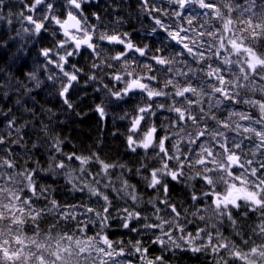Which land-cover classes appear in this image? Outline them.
I'll return each mask as SVG.
<instances>
[{
	"label": "clouds",
	"instance_id": "1",
	"mask_svg": "<svg viewBox=\"0 0 264 264\" xmlns=\"http://www.w3.org/2000/svg\"><path fill=\"white\" fill-rule=\"evenodd\" d=\"M42 2L44 11L37 20L48 24L42 29L46 35L42 30L25 31L33 33L43 63L34 58L37 66L26 77L31 86L19 81L15 89L21 100L27 98L32 104L24 109L30 119L14 129L7 124V136H14L11 144L19 145L22 155L7 149L0 154V209H4L0 244L9 240L11 250L16 251L20 246L15 237L20 236L35 243L21 253L18 264H25L23 257L29 251L32 255L26 264H38V254L45 257L46 264H61L53 255L56 241L68 233L80 239L90 226L88 236L116 235L111 239L113 255L104 256L96 250L101 245L96 244L86 257L73 254L72 264H109L110 259L116 264H241L234 255L237 249L252 264H264V258L253 257L250 251L252 247L264 249L260 227L264 225V206L241 199L235 209L240 213L237 216L229 215L231 206L216 209L208 199L212 193L227 194L233 183L228 170L235 165L227 160L232 153L244 165L233 175L243 178L248 190L264 179L258 168L249 176L252 168L264 161V109L260 108L264 103V67L253 73L245 55L228 44L243 39L247 46L259 49L264 38L259 35L264 27V0H218V14L189 15L185 19L195 22L191 25L176 11L156 8L151 0H141L131 13L121 0H104L103 4L79 0L82 6L88 5L87 14L83 7L74 9L72 0H60L59 4L51 0V5L48 0ZM188 2L199 6L204 0ZM167 3L171 6L175 0ZM156 9L169 22L155 23L149 34L167 29V39L156 36L154 47L142 40L137 43L133 32L140 30L137 25L144 27L143 15L153 16ZM68 12L80 19V30L73 35L78 39L90 35L93 48L76 47L51 22L50 15L63 19ZM229 20L230 31L225 28ZM256 24L261 27L256 28L258 36L253 40L251 28ZM180 27L191 29L189 42L198 51H186L169 35ZM201 28L202 37L198 34ZM113 36L132 44L133 49L118 47V41L109 40ZM45 50L48 56L42 54ZM154 57L165 64H157ZM130 78H151L147 91L160 95L149 97L140 90L125 93ZM221 78L225 83H219ZM230 84L235 93L229 94L231 103L217 91L227 90ZM185 88L191 92L176 95ZM34 89L42 93L44 104L36 100ZM65 89L67 98L62 95ZM10 121L17 124L15 118ZM0 139L5 141V135L0 134ZM225 143L230 146L227 151L223 150ZM38 155L43 160L37 159ZM201 160L209 163L201 164ZM29 162L34 167L30 168ZM205 176L211 185L204 182ZM31 185H38L35 193L30 191ZM9 195L33 201L27 207L44 215L33 222L25 212L24 222L14 224L8 218ZM16 203L14 199L11 206ZM244 207L257 219L246 215ZM62 211H68L70 218L59 219ZM83 221L87 223L82 229ZM132 223L135 228L125 227ZM40 244L48 248L41 250ZM222 244L228 247H218ZM121 247L132 260L115 255ZM0 264L8 261L0 258Z\"/></svg>",
	"mask_w": 264,
	"mask_h": 264
},
{
	"label": "snow or ice",
	"instance_id": "2",
	"mask_svg": "<svg viewBox=\"0 0 264 264\" xmlns=\"http://www.w3.org/2000/svg\"><path fill=\"white\" fill-rule=\"evenodd\" d=\"M145 3L148 2V0H144ZM48 4L51 5V0H48ZM33 5H43L44 3L42 0H32V6L29 8L30 12L36 11L37 7H33ZM72 5L74 9H81L82 5L79 2V0H72ZM174 5L178 6V10H176L177 16L184 22L189 25L195 23L194 21L188 19L186 20L185 17H188L184 14V11L189 6H194L193 7V14L196 15L199 13L200 15L207 14L209 17H212L214 14H218L219 9H218V0H204L199 6L196 4H189L188 0H175ZM6 6L5 0H0V12L3 11V8ZM156 11H160V9H156ZM27 21L33 25V30L36 33H39L42 29L46 28L45 23H42L41 21H37L36 19H33L32 15H28L26 17ZM50 20L51 22L55 23L57 26H59L60 29H62L63 34L68 37L76 47L80 46H86L88 48H93L94 45L92 44V37L89 35L85 39H78L76 35H73V32H79L80 30V19L78 15H74L73 12H68L66 17L63 19L51 16L50 15ZM156 24H161L162 20L161 19H155ZM203 22H201L202 24ZM252 22L249 21V24ZM231 24V21H227L225 23V28L228 29V25ZM257 27H261L259 24L254 25L251 28V38L255 40L258 36V33L256 31ZM211 30V29H209ZM230 31V29H228ZM167 31V29H165ZM191 29L189 28L188 31H186L183 27L177 28L174 32H170L169 35L172 37L174 41L177 43L181 44L183 49H185L188 52H195L198 51L193 43L189 42V32ZM201 37L203 36V28L200 29L198 33ZM234 35V33H232ZM261 37H264V27L261 28V33L259 34ZM110 41H118V43L123 46L124 48L128 49H133V45L128 43L125 44L124 41L119 40L117 37H109ZM207 43V41H205ZM224 41L221 39L220 44L223 46ZM229 46L235 50L238 53H243L245 55V59L247 61L248 68L255 73L258 69V67H264V38L261 39L260 47L257 50L256 46H247L244 42L243 39L237 40V39H232L228 42ZM135 51L137 53H140L141 55L144 54V50L140 48H135ZM44 56H48L49 52L47 50L43 51L42 53ZM218 54H222L218 53ZM154 60L157 64H165V61L162 58L159 57H154ZM76 77L73 76L71 79H75ZM245 79L247 78L246 76L244 77ZM151 78H130L129 82L127 84V87L125 88V93H131L134 90H140V91H146V94L149 97L153 96H159L160 94L157 92L153 91H147L149 88V83L147 82ZM116 80H120V76H116ZM220 84L225 83L224 78H221L219 80ZM233 85H229L228 89L225 90L224 88H218L217 91L221 95H223L226 99L229 100V103L233 102L232 98L230 97V93L235 95L233 92ZM191 89L185 88L184 92L182 93H176V95L183 96L186 93H190ZM67 94V89L64 90V93L62 95H65V98ZM261 109H264V103L260 105ZM99 111L103 112L102 109H99ZM141 111H144V109H141ZM179 111V110H177ZM6 115V114H5ZM185 117L183 114L181 115V119H184ZM194 119V118H193ZM12 127L15 126V123L12 121H9ZM138 124L139 121H136ZM248 128H245L244 131H248ZM257 135H260L259 132L256 133ZM201 137H203V133H201ZM131 143V140L129 141ZM149 142H150V137H149ZM5 143L4 140L0 139V145H3ZM147 146V145H145ZM230 146L225 143L223 146V150L227 151V149ZM227 160L230 164L235 165V167H230L228 170V174L232 177L233 183L230 184L229 190L227 194L221 196L219 194H209L208 199L213 202V206L216 209H221V208H229L231 206L232 212L229 213V215H232L235 213V209L239 207L240 205L238 204V201L241 199L243 201H246L247 204H252L255 206H264V199H261V195H264V179H258L256 184L253 186V190H248V188L245 186V181L243 178H241L239 175H233L237 171V169H243L244 165L240 163L239 156L236 155L235 153H232L228 155ZM201 164H207L209 163L208 160H201ZM251 163V162H249ZM10 168L12 167L11 163L8 165ZM63 165H61L62 167ZM257 168L259 169V173L261 175H264V161H260L256 167H253L251 172L249 173V176L252 177L254 173L257 172ZM35 173L32 174L34 176ZM32 176H27V179L29 181L32 180ZM204 182L207 184L211 185L212 181L208 176H205L203 178ZM3 188V185H0V189ZM38 186L37 185H31L30 191L32 193H35L37 191ZM16 200V206L13 208L11 206L12 201ZM8 202H9V207L7 208V211L9 213V219L14 223V224H20L24 222V213L27 212L28 216L27 219L32 220L35 222L37 218L41 215H44V213L38 211L35 208L27 207L28 205H31L33 201L31 200H25L23 196H17L13 197L12 195H9L8 197ZM202 203V201H201ZM24 204L25 207L21 208L20 205ZM89 212H91V209H88ZM3 212L4 209H0V219H3ZM243 212L246 215H249V213H252L249 211L247 207H244ZM237 216L240 215V213H235ZM59 219H69V213L68 211H62L61 213L58 214ZM131 219V218H130ZM81 223V228L83 229L84 224H86V221L80 222ZM131 226L132 228H135V224L132 223L131 225L125 224V227ZM34 227H38V225L34 224ZM261 231L264 232V225H261ZM91 231V227L88 226V228L85 230L84 236H82L80 239H74V237L71 235V233L63 235V237L60 240L56 241V250L53 253L55 257L61 261V264H72V257L73 254L77 256H87L90 254L91 250L96 244L101 245L100 247H97L96 250L103 252L104 256H107L109 258L112 257L113 252V242L109 238L108 235H103V236H95L93 234L92 236H88L87 232ZM49 240L53 239V237L49 236ZM15 242L18 246V250L13 251L10 248L11 241L9 240H4L3 244H0V258H3L4 260L8 261V264H18L19 261H21V253L25 251V249H31L33 247V244L35 243L34 241L32 243H29L26 240H23L20 236L15 237ZM66 242V243H65ZM211 242V241H209ZM4 245H8L7 247ZM38 247L43 250L48 248L47 244H40ZM218 247L222 248H227V244H222L218 245ZM137 252L140 251L139 248L136 249ZM251 254L253 257L256 255H259L261 258H264V249H257L256 247H252L250 249ZM145 252H147V249H145ZM63 253V255H61ZM125 252L124 249L121 247L120 249L116 250L115 255L117 257L124 256ZM32 253L29 251L24 257L23 260L26 264L27 260L31 257ZM236 258H239L241 261V264H252V261H249L245 256L241 255V252L237 249L234 253ZM38 259V264H46L45 257L42 254L37 255ZM76 264H79V261L76 262ZM103 264V261L101 262ZM109 264H116V262L109 260ZM122 264V262H121Z\"/></svg>",
	"mask_w": 264,
	"mask_h": 264
},
{
	"label": "trees",
	"instance_id": "3",
	"mask_svg": "<svg viewBox=\"0 0 264 264\" xmlns=\"http://www.w3.org/2000/svg\"><path fill=\"white\" fill-rule=\"evenodd\" d=\"M121 2L125 3L126 11L131 13L141 0H121ZM239 2L242 3L243 0H239ZM59 3L60 0H57V4ZM100 3L103 4L104 0H100ZM151 3L156 8H162L169 12L170 10L176 11L174 8H178V6H169L167 0H151ZM5 4L6 6L3 8V11L0 12V134L5 135L6 139L5 143L0 145V154H4V151L7 149L13 153H20L22 155L21 147L11 144L14 136H7V124L10 119L15 118L17 124L13 127L14 129L20 123H24L25 120L30 119V114L25 112L24 109L32 107V104L27 101V98L21 100L19 92L15 89L19 81H23L31 86L32 82L28 81L26 77L37 66L34 63V58L39 60L40 63H43V56L37 51L33 33L31 31H25V29H33L34 27L27 21L26 17L32 15L33 19L37 20V15L44 11V6H37L36 11L30 12L29 8L32 6V0H5ZM127 5H131V7H127ZM84 6L88 7V5ZM193 7L189 6L184 11V14L186 16L192 15ZM86 10L88 12V9ZM157 18L161 19L163 23L169 22L168 17L163 16L161 11H154L153 16L143 15L142 23L144 27L140 28V25H137L140 30L133 32V39L137 43L142 40L154 47L157 44L156 36L165 38V40L167 39V33L163 29H157L155 35L149 34L151 27H155V19ZM37 21L39 22V20ZM45 27H48L47 23ZM41 34L46 35L43 33V30ZM60 35L62 38V34ZM171 43L173 46H176L175 42ZM118 47L123 48V46ZM34 95L40 104H44V97L39 90L34 89ZM21 104H23V108H21ZM45 107H52V105L45 104ZM37 111L39 112V109ZM41 115L43 116L42 113ZM110 123L111 120L108 118L107 124ZM23 139L28 141V135H24ZM37 159L43 160V157L38 155ZM29 167H34V165L29 162ZM40 178L42 179V177ZM249 216L253 220L257 219L253 213H249ZM109 238L116 239L117 237L116 235H110Z\"/></svg>",
	"mask_w": 264,
	"mask_h": 264
},
{
	"label": "rangeland",
	"instance_id": "4",
	"mask_svg": "<svg viewBox=\"0 0 264 264\" xmlns=\"http://www.w3.org/2000/svg\"><path fill=\"white\" fill-rule=\"evenodd\" d=\"M124 257H126V258L129 259V260H132V259H133L132 257H128V256H127V253L124 254Z\"/></svg>",
	"mask_w": 264,
	"mask_h": 264
},
{
	"label": "flooded vegetation",
	"instance_id": "5",
	"mask_svg": "<svg viewBox=\"0 0 264 264\" xmlns=\"http://www.w3.org/2000/svg\"><path fill=\"white\" fill-rule=\"evenodd\" d=\"M84 9H85V14H87V10L86 9H88V7H85V6H82Z\"/></svg>",
	"mask_w": 264,
	"mask_h": 264
}]
</instances>
